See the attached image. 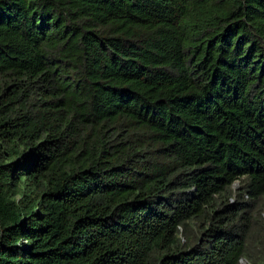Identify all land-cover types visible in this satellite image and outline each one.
<instances>
[{
    "label": "trees",
    "instance_id": "1",
    "mask_svg": "<svg viewBox=\"0 0 264 264\" xmlns=\"http://www.w3.org/2000/svg\"><path fill=\"white\" fill-rule=\"evenodd\" d=\"M243 261L264 0H0V264Z\"/></svg>",
    "mask_w": 264,
    "mask_h": 264
},
{
    "label": "rangeland",
    "instance_id": "2",
    "mask_svg": "<svg viewBox=\"0 0 264 264\" xmlns=\"http://www.w3.org/2000/svg\"><path fill=\"white\" fill-rule=\"evenodd\" d=\"M241 184L237 183L234 187L235 193L238 191V189H240ZM236 202V197L233 198V203ZM183 231V230H182ZM242 264H247L246 262H243Z\"/></svg>",
    "mask_w": 264,
    "mask_h": 264
},
{
    "label": "clouds",
    "instance_id": "3",
    "mask_svg": "<svg viewBox=\"0 0 264 264\" xmlns=\"http://www.w3.org/2000/svg\"><path fill=\"white\" fill-rule=\"evenodd\" d=\"M243 262H244V261H243ZM243 262H242V263H243Z\"/></svg>",
    "mask_w": 264,
    "mask_h": 264
}]
</instances>
